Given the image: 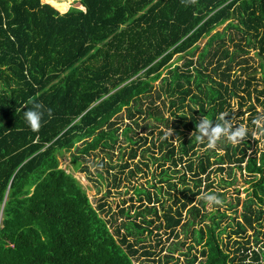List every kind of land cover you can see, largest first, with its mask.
<instances>
[{
    "label": "trees",
    "instance_id": "16d2710c",
    "mask_svg": "<svg viewBox=\"0 0 264 264\" xmlns=\"http://www.w3.org/2000/svg\"><path fill=\"white\" fill-rule=\"evenodd\" d=\"M230 30L247 50L235 43L230 52ZM249 49L258 50L264 69V0H0V264H141L153 257L143 243L154 230L168 236L166 263L264 264V151L249 154V133L238 145L222 139L217 149L189 136L202 118L231 120L239 93L251 99L255 77L230 75ZM177 55L189 58L183 67H173ZM255 92L264 107V89ZM34 103L44 109L39 131L23 118ZM159 126L174 130L154 159L161 168L170 163L160 183L172 203L136 189L145 204L133 218L122 209L127 218L112 232L116 222L101 217L104 206H92L58 156L73 151L76 162L101 151L111 158L121 131L130 159L138 151L145 159L148 136L136 128ZM182 168L172 182L168 171L177 176ZM235 168L250 185L246 198L208 212L202 185L224 202L211 175L232 177Z\"/></svg>",
    "mask_w": 264,
    "mask_h": 264
},
{
    "label": "rangeland",
    "instance_id": "374dc122",
    "mask_svg": "<svg viewBox=\"0 0 264 264\" xmlns=\"http://www.w3.org/2000/svg\"><path fill=\"white\" fill-rule=\"evenodd\" d=\"M224 27L225 26L220 27L218 31H223ZM228 33H230V36L234 38L233 43L226 40V46L229 48L230 52H233L236 49L235 43L242 44L244 50H247L245 42L240 41L237 37L239 35L237 31L230 30L228 31ZM205 42L206 40L201 42L199 46L202 48ZM248 51L249 52L247 53H239L241 57L237 58L236 63L234 64L233 69L230 72V75L232 77V80L236 76L240 75L242 80L247 78V75H250L253 78L255 77V80L252 83L253 85L250 88L252 96L250 99L247 94L243 95L242 93H239L243 97H238L233 100L231 106L234 116H232L231 121L233 123V127H246L248 133L252 135V148L249 151V154H251L252 152L264 151V107L256 102V96H258V94L255 92V90L259 91L261 89H264V69L261 68L260 65L262 60L258 55V50L249 49ZM198 52L200 53V51ZM198 54H196L193 58L194 62L197 60ZM241 58L243 59L241 60ZM188 59V57H180L177 55L173 58L172 65L173 67H183L185 61ZM222 70L223 69L219 70L218 73L220 74ZM154 86L156 88H160V81L156 82ZM160 90L163 94V98H167V95L164 94L163 90ZM153 99L156 100L155 96L153 97ZM169 100L170 98L167 99V105L164 109V113L167 117H169V115L174 111V109H171L169 105ZM260 100L263 99L261 98ZM155 102L159 103L157 100ZM252 106L253 109H249ZM240 114H243V116H240ZM123 118H125L124 112L120 114L118 120L120 121ZM124 122L126 123L127 121ZM144 124L147 123L141 122V125ZM136 131L139 136H148L146 148H149L150 150L147 153L145 159L141 157L140 151H138L135 160L130 159L129 149L132 148V145L129 142L124 141V139L120 135L121 131L118 132V135L120 136L118 143L112 150H110V153H113V156H111V158L106 157L107 155L101 151L95 152L96 154L93 153L92 155H90L89 159L80 158L76 162L71 161V154L73 151L66 152L63 153V155L58 156L59 167L65 170L67 173H71L80 182L92 206L95 209H97V207L100 205L104 206V211L101 213V217L108 222H112L113 220L116 222V227H114V229L112 228V232H114L115 228L119 227L120 224L127 218L126 216L121 214L122 209L129 211L130 217L133 218L134 213L138 212V208H140L139 204H145V197L143 195H137L136 189H143L146 192H150L151 196H154V194H158L161 202H165L166 206H169L172 203V201L169 202L168 200V195L166 194L165 187H163L164 184L160 183L161 170L168 168L170 166V163L167 162L165 166L161 168L159 165L161 164V162H156L154 159L161 156L158 148V144L160 143L159 141L165 138L167 140L172 139V136H174V130H166L165 127L159 126V129L153 130L136 128ZM151 131L153 132L150 133ZM159 131H162L163 135H159ZM191 135L192 132L189 134V136ZM130 136H132L134 139L136 138L134 137V135L130 134ZM156 138H158V140L156 141L155 147H153L151 143ZM244 139L247 138H243L241 142ZM200 142L201 144H208V148L210 147L213 149H217L218 147L217 144L210 145L206 139ZM201 144H198L197 147L200 153L204 151V148H201ZM140 145H143V142H141ZM133 149H135V146H133ZM166 149L167 148L165 147L163 148L164 152H166ZM219 153L223 154L224 152L219 151ZM126 163L129 167L128 169H123L122 167L125 166ZM76 164L80 165L78 170H75ZM137 167L139 170H137ZM213 168H217V166L214 165ZM224 168L228 170V166H225ZM234 170V175L232 174L231 176L235 179L230 177L227 171H225V173L216 172L211 175L210 181L213 182V190H215L216 192L225 193L224 202L219 201L218 199L215 201H208L207 197L209 191H204L205 184L202 185V194L200 197L203 198L206 202V210L208 212L215 211L217 208L226 211L228 203H236L237 195L239 196L240 204L246 198L248 194L247 190L249 189L250 185L246 184L245 180L247 178L244 173L241 174L236 168ZM182 171H184L183 168L180 170L181 174L177 176L171 174V171H168L169 175H173L172 182H178L177 178L181 177ZM130 172H133V175H131ZM189 186L192 188L193 183H190ZM178 187H180V185ZM237 192L239 193L237 194ZM139 198L141 199V202L139 201ZM199 198H197V200ZM215 203L217 205H215ZM241 211L242 207L241 205H239L237 214L238 218ZM228 214L233 215L231 212H229ZM137 221L139 222V219H137ZM251 235L252 232H248V236ZM220 237L223 240V243L227 244V234H222ZM167 238L168 236L163 234V231H160L157 236L154 230V234L143 243V248H145L147 251H151L153 253V257H151V259H148V257H140V263L160 264L158 260V258H160L161 264H183L184 257H180L179 259L178 253H175L173 257L175 259H179L180 263H176L175 260L166 263L165 260H162L163 256L167 254L165 249L168 243ZM180 239H184L183 234L180 235ZM230 249L233 250V248ZM143 251L144 250L141 248L140 255H142ZM135 264L139 263L135 262Z\"/></svg>",
    "mask_w": 264,
    "mask_h": 264
},
{
    "label": "clouds",
    "instance_id": "9594fccd",
    "mask_svg": "<svg viewBox=\"0 0 264 264\" xmlns=\"http://www.w3.org/2000/svg\"><path fill=\"white\" fill-rule=\"evenodd\" d=\"M44 116L43 105L34 103L32 109L24 112L23 118L25 124L32 131H39ZM248 135L246 127H233L231 120H226L224 115L219 117V121L202 118L196 125V130L192 133L191 138L197 142L207 140L210 145H215L222 139L231 144H240L241 140ZM208 201H215L217 197L209 195Z\"/></svg>",
    "mask_w": 264,
    "mask_h": 264
}]
</instances>
